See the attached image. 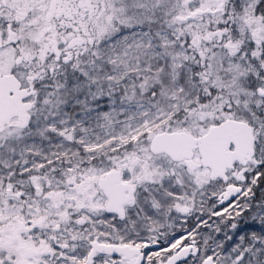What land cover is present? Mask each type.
Returning a JSON list of instances; mask_svg holds the SVG:
<instances>
[{"label":"snow or ice","instance_id":"obj_1","mask_svg":"<svg viewBox=\"0 0 264 264\" xmlns=\"http://www.w3.org/2000/svg\"><path fill=\"white\" fill-rule=\"evenodd\" d=\"M0 264H264V0H0Z\"/></svg>","mask_w":264,"mask_h":264}]
</instances>
